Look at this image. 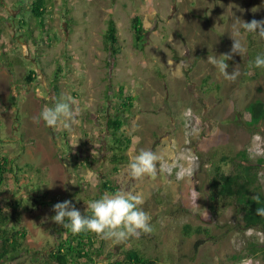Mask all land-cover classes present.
Here are the masks:
<instances>
[{
	"label": "rangeland",
	"instance_id": "1",
	"mask_svg": "<svg viewBox=\"0 0 264 264\" xmlns=\"http://www.w3.org/2000/svg\"><path fill=\"white\" fill-rule=\"evenodd\" d=\"M31 1L0 0V149L24 145L22 135L28 147L27 138L37 142L40 132L46 154L40 161L32 149L29 160L12 161L0 207L20 211L32 230L25 241L32 250L0 264H47L57 244L53 205L70 200L86 214L87 202L103 194L104 181L144 194L153 231L119 245L98 239L90 253L95 264H111L131 249L159 264H264L261 226H246L229 202L214 215L207 199L215 162L235 174L243 173L239 164L245 161L257 164L258 179L245 186L251 197L264 194V122L250 124L247 111L252 101L264 99V69L253 64L264 53V38L240 28V20L264 19V0H48L47 40L38 44L31 36L41 35L36 20L32 17L33 32L27 34L20 21ZM135 15L145 28L143 47L134 44ZM109 18L116 23V54L104 49ZM238 30L246 47L242 55L231 52V35ZM224 54L231 57L227 71L239 72L235 81L225 80L207 61ZM30 71L34 79L27 82ZM124 96L132 97V107L123 108ZM61 100L73 111L70 128L37 121L43 107ZM117 115L132 138L121 163L111 161L110 149ZM141 149L160 156L158 171L133 179L127 163ZM236 154L245 156L234 159ZM39 213L34 228L28 220ZM188 225H201L207 233L188 235ZM255 246L259 250L245 259L232 257Z\"/></svg>",
	"mask_w": 264,
	"mask_h": 264
},
{
	"label": "trees",
	"instance_id": "2",
	"mask_svg": "<svg viewBox=\"0 0 264 264\" xmlns=\"http://www.w3.org/2000/svg\"><path fill=\"white\" fill-rule=\"evenodd\" d=\"M49 2L48 0H32L26 5L27 12H25L23 19L20 21L22 25L28 26L25 34L29 31L33 32V28L30 25V21L34 18L36 23L41 28V35L36 38L32 36V40L35 42L46 41L47 39L43 36L47 28L46 18L50 14L49 11ZM20 13L18 14L19 17ZM33 17V18H32ZM109 23L107 30L104 34V49L106 51H112L113 54H116V45L118 43V34L116 29V23L113 18L108 19ZM133 25V37L134 44L137 47H143L144 44V35L145 28L143 26L142 18L139 15H135L132 20ZM48 29V28H47ZM30 36V37H31ZM49 36V34H47ZM28 37V38H30ZM53 39V36H52ZM26 40V39H24ZM28 42V41H27ZM37 42V44H38ZM51 42V39L49 43ZM49 45V44H48ZM34 71H30L26 76L25 80L31 82L34 77ZM55 79H58L56 74ZM55 81V80H54ZM123 87H121L120 95H123ZM57 92V91H56ZM59 93V92H57ZM128 98V99H127ZM132 97L124 96V102L122 103L123 108L132 107L133 102ZM247 111L250 114V124L256 125L260 122H264V99L257 98L252 101L247 106ZM124 119L119 115L112 122L111 135L113 136L114 145H111L110 149L112 151L111 161L114 163H121L127 160L126 151L132 143L131 136L127 135L123 131ZM245 155H234L236 157H244ZM223 164H226V158L221 159ZM11 159L6 156L0 155V190L6 184L7 175L10 172H13V168L10 165ZM250 164V165H249ZM239 168L243 173H229L225 172L223 165L215 162L211 170V176L209 179V192L207 195L208 199V210L214 214L219 215L221 212V203L226 202L239 213L242 214V219L248 225H259L264 230V216L258 215L256 209L264 207V194L259 193L253 197L249 196V190L245 186L249 182L258 179L259 167L257 164L245 161L244 165L239 164ZM255 169V173L253 170ZM258 169V171H257ZM247 179V181H245ZM244 181V182H241ZM117 187L104 181L101 187V191L105 192H114L117 191ZM17 214V210L12 212H5L2 207H0V263L8 258H12L17 252L27 249L31 252L32 249L28 248L24 244V239L27 235L25 227L20 225L19 227L9 224L14 220V217ZM87 214V213H86ZM188 226H186V232H188ZM194 232H205L207 229L202 226H199L196 229H192ZM57 234L56 245L52 246L50 252L47 254L45 263L47 264H75L77 263V258L79 259L78 263L83 264L82 261L85 258H89L88 264H95L96 259L90 254L92 251V246L95 242L100 239L93 233L81 232L79 234H73L70 229L64 228L61 225H58L54 231ZM103 243L104 240L100 239ZM203 240H199L196 243V248L202 243ZM101 243V246H102ZM259 249L255 246L246 252H243L239 255H232L236 259H245L251 254H254ZM125 255V256H124ZM111 264H159L158 261L154 258L140 254L136 250H129L123 254L120 259L114 260Z\"/></svg>",
	"mask_w": 264,
	"mask_h": 264
},
{
	"label": "clouds",
	"instance_id": "3",
	"mask_svg": "<svg viewBox=\"0 0 264 264\" xmlns=\"http://www.w3.org/2000/svg\"><path fill=\"white\" fill-rule=\"evenodd\" d=\"M240 21L243 33H254L264 38V19L259 21L253 19L250 22ZM231 36L233 38L231 52L242 55L246 51V47L239 38L241 32L238 30ZM230 58V55L227 54L211 55L207 57V61L225 80L235 81L239 72L236 68L231 73L227 71L229 65L226 61ZM253 64L256 68L264 69V53L257 54ZM36 94L40 95L39 90ZM72 116L73 111L70 104L61 100L56 101L52 106L43 107L36 119L50 127L62 122L67 129L70 128ZM159 161L160 156L156 152L151 149H141L129 159L127 173L133 179L155 176ZM180 178L181 173L177 172V179ZM144 202L143 193L117 190L112 193H103L98 198L88 201L86 204L87 214H82L70 200L57 202L53 205L55 214L50 219L56 224L70 229L73 234L89 232L102 240L111 241L113 245H119L153 231L152 217L144 210ZM256 213L264 216V207L257 208Z\"/></svg>",
	"mask_w": 264,
	"mask_h": 264
},
{
	"label": "crops",
	"instance_id": "4",
	"mask_svg": "<svg viewBox=\"0 0 264 264\" xmlns=\"http://www.w3.org/2000/svg\"><path fill=\"white\" fill-rule=\"evenodd\" d=\"M21 64V63H20ZM2 70L0 69V72H1ZM7 71H9V69H7ZM29 111H27V110H25V111H27L26 113L24 112V111H22V113H20V123L22 122V120H23V118L24 119H27V117H28V114L27 113H29V112H31V109H28ZM14 111H15V108H14ZM19 117V116H18ZM19 125V124H18ZM36 125L39 127V129L41 128V124H38V123H36ZM17 131V130H16ZM15 131V132H16ZM37 131H41V130H37ZM15 132H12L11 131V133H14V134H12V136H16V135H18V134H20V136H21V132L20 133H15ZM11 133H10V135H11ZM22 137H23V135L21 136V142H23L24 143V145H17L16 147H8V148H10V151H12V153H11V155L10 154H8V152H9V149L8 148H2V149H0V155H2V156H6V157H8L9 159H11L12 161L14 160V159H19V158H22V159H27V160H29V157H31L32 155H30L31 153H32V149H33V153H34V155L36 156V158H38V160H42L43 158H44V154H46V151H44L43 152V147H41V145L38 143V141H39V139H40V132H39V136L38 135H36V136H34L36 139H38V141L37 142H33L32 141V137H28L27 138V140L28 141H30V144H28V147H25V143H26V141H25V139H22ZM18 147V148H17ZM13 149V150H12ZM15 149H17L16 151H15ZM15 152H17L18 153V155L16 156L15 155ZM31 152V153H30ZM11 161V163H10V165L12 166L13 165V162ZM31 162V161H30ZM39 168V167H38ZM38 168H36L37 170H39ZM10 174L12 175V172H10ZM26 175H27V173L25 174V177H26ZM10 176V175H9ZM24 177V178H25ZM8 178V177H7ZM17 182V181H16ZM19 184H23V183H19ZM24 186V185H23ZM43 186H45V185H43ZM3 187H5V185L3 186ZM1 191V190H0ZM43 194V196H45L44 195V193H42ZM14 194H12V193H8V195L6 196V197H8V198H10L11 196H13ZM14 199V198H13ZM14 200H16V199H14ZM5 211V210H4ZM6 212V211H5ZM41 214L39 213V214H36V215H34V216H32V219L31 220H28V222L30 223L31 222V225H32V227H36L35 226V223H33L32 221H34L33 219H37V220H39L41 217ZM14 217H18V218H14V220H12V222L9 224V226H12V225H15V226H17V227H19L20 225H22V226H24L25 227V230L27 231V235H26V237H25V239H24V244H25V241L27 240V238L29 237V235L32 233V230L30 229V227L28 226V225H25V222L23 221V216L21 215V213H20V211L19 210H17V214H16V216H14ZM42 220V219H41ZM40 225H42V224H40ZM199 226H201V225H188V229L190 230V227L192 228V229H196V228H198ZM188 230V235L189 234H194V231L193 230H191V231H189Z\"/></svg>",
	"mask_w": 264,
	"mask_h": 264
},
{
	"label": "built area",
	"instance_id": "5",
	"mask_svg": "<svg viewBox=\"0 0 264 264\" xmlns=\"http://www.w3.org/2000/svg\"><path fill=\"white\" fill-rule=\"evenodd\" d=\"M245 264H250V260L246 261Z\"/></svg>",
	"mask_w": 264,
	"mask_h": 264
}]
</instances>
